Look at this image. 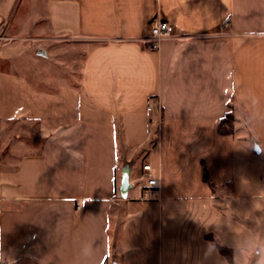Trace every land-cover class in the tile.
<instances>
[{
  "label": "crops",
  "instance_id": "1",
  "mask_svg": "<svg viewBox=\"0 0 264 264\" xmlns=\"http://www.w3.org/2000/svg\"><path fill=\"white\" fill-rule=\"evenodd\" d=\"M10 21L0 264H264V0H0Z\"/></svg>",
  "mask_w": 264,
  "mask_h": 264
},
{
  "label": "built area",
  "instance_id": "2",
  "mask_svg": "<svg viewBox=\"0 0 264 264\" xmlns=\"http://www.w3.org/2000/svg\"><path fill=\"white\" fill-rule=\"evenodd\" d=\"M224 25L227 26L228 22H225ZM149 31L150 47L156 50L166 38L176 33V28L168 19L158 17L151 22ZM148 108L151 109V106ZM141 170L142 197L146 199L157 197L160 180L154 174L152 164L150 162H143Z\"/></svg>",
  "mask_w": 264,
  "mask_h": 264
},
{
  "label": "trees",
  "instance_id": "3",
  "mask_svg": "<svg viewBox=\"0 0 264 264\" xmlns=\"http://www.w3.org/2000/svg\"><path fill=\"white\" fill-rule=\"evenodd\" d=\"M233 121H234V115L232 114L231 111H229L226 116L221 120L220 123V132L221 133H232L233 132ZM205 177L206 179L208 178V174L207 172L205 173ZM208 238H210L218 247L219 249L222 251V253H224L228 258L231 259V251L225 247L224 245L220 244L214 237L212 236H208Z\"/></svg>",
  "mask_w": 264,
  "mask_h": 264
},
{
  "label": "rangeland",
  "instance_id": "4",
  "mask_svg": "<svg viewBox=\"0 0 264 264\" xmlns=\"http://www.w3.org/2000/svg\"><path fill=\"white\" fill-rule=\"evenodd\" d=\"M15 28L16 27H15L14 23H12L11 21H10V23L7 22L4 24V27L1 29V30H3V32L1 31V34H0V46L14 42V40L11 38V34L15 30ZM81 58H82V56H81V54H79L78 59L80 60ZM5 65H6V67L12 66V64H10V62H6Z\"/></svg>",
  "mask_w": 264,
  "mask_h": 264
},
{
  "label": "water",
  "instance_id": "5",
  "mask_svg": "<svg viewBox=\"0 0 264 264\" xmlns=\"http://www.w3.org/2000/svg\"><path fill=\"white\" fill-rule=\"evenodd\" d=\"M129 185V173H128V170H126L125 174H124V177H123V185L122 187L124 189H126Z\"/></svg>",
  "mask_w": 264,
  "mask_h": 264
}]
</instances>
